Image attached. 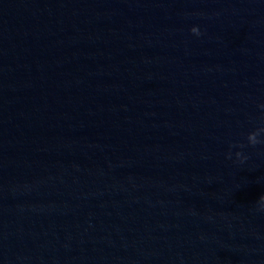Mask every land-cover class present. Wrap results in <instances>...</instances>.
Listing matches in <instances>:
<instances>
[{
  "label": "water",
  "instance_id": "95a60500",
  "mask_svg": "<svg viewBox=\"0 0 264 264\" xmlns=\"http://www.w3.org/2000/svg\"><path fill=\"white\" fill-rule=\"evenodd\" d=\"M0 264H264V0H0Z\"/></svg>",
  "mask_w": 264,
  "mask_h": 264
}]
</instances>
